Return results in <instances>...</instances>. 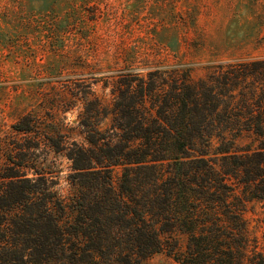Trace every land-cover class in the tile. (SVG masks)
<instances>
[{
    "label": "trees",
    "instance_id": "trees-1",
    "mask_svg": "<svg viewBox=\"0 0 264 264\" xmlns=\"http://www.w3.org/2000/svg\"><path fill=\"white\" fill-rule=\"evenodd\" d=\"M129 98L118 107L122 149L67 148L80 187L70 202L39 178L4 176L0 264H138L158 251L180 264H264L243 216L248 202L264 200V59L210 83L184 77L158 90L148 76ZM229 127L262 139L254 150L234 146L223 133ZM189 151L200 162L195 172L180 165ZM164 159L176 169L162 178L155 162ZM116 165L122 178L114 183Z\"/></svg>",
    "mask_w": 264,
    "mask_h": 264
},
{
    "label": "rangeland",
    "instance_id": "rangeland-1",
    "mask_svg": "<svg viewBox=\"0 0 264 264\" xmlns=\"http://www.w3.org/2000/svg\"><path fill=\"white\" fill-rule=\"evenodd\" d=\"M257 59H264V0H0V186L19 172L45 181L68 203L80 187L67 148L122 149L118 107L142 78L153 77L158 90L184 77L223 81ZM223 133L250 150L262 139L232 127ZM183 154L181 167L195 172L197 153ZM112 168L115 183L122 166ZM155 169L163 178L176 167L164 159ZM243 216L263 248L264 200L248 202ZM138 264L180 263L158 251Z\"/></svg>",
    "mask_w": 264,
    "mask_h": 264
}]
</instances>
